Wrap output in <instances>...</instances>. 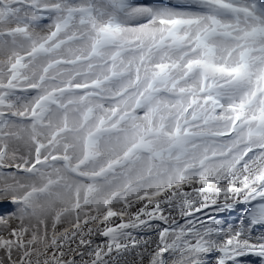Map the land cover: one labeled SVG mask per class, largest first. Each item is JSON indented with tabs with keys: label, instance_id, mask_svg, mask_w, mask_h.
<instances>
[{
	"label": "snow or ice",
	"instance_id": "6c2138e0",
	"mask_svg": "<svg viewBox=\"0 0 264 264\" xmlns=\"http://www.w3.org/2000/svg\"><path fill=\"white\" fill-rule=\"evenodd\" d=\"M0 264H264V0H0Z\"/></svg>",
	"mask_w": 264,
	"mask_h": 264
},
{
	"label": "bare ground",
	"instance_id": "6f19581e",
	"mask_svg": "<svg viewBox=\"0 0 264 264\" xmlns=\"http://www.w3.org/2000/svg\"><path fill=\"white\" fill-rule=\"evenodd\" d=\"M148 235H152V236H154L155 234H154V233H149ZM128 259H129V261H131V260H132V257L129 256Z\"/></svg>",
	"mask_w": 264,
	"mask_h": 264
}]
</instances>
